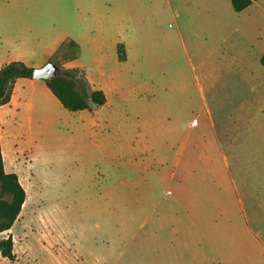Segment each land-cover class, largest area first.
Returning <instances> with one entry per match:
<instances>
[{"label":"rangeland","instance_id":"rangeland-1","mask_svg":"<svg viewBox=\"0 0 264 264\" xmlns=\"http://www.w3.org/2000/svg\"><path fill=\"white\" fill-rule=\"evenodd\" d=\"M24 1L35 6L18 11L21 20L40 24L65 14L76 32L72 0H0V7ZM257 14L209 0L191 26H135L127 63L106 43L99 51L83 39L81 62L123 80L122 95L113 94L103 112H67L42 81L23 87L25 105L11 94L0 106V148L25 201L0 233L11 238L14 261L0 256V264L264 261V69L252 65L264 27L248 32ZM74 55L70 46L63 57ZM42 58L29 60L44 66ZM170 129L199 146L189 155L192 170L172 179ZM219 145L234 169L216 163ZM200 157L211 165L194 164ZM157 161L167 164L161 174Z\"/></svg>","mask_w":264,"mask_h":264},{"label":"crops","instance_id":"crops-1","mask_svg":"<svg viewBox=\"0 0 264 264\" xmlns=\"http://www.w3.org/2000/svg\"><path fill=\"white\" fill-rule=\"evenodd\" d=\"M72 2L74 7L73 17L77 26L76 32H73L72 21L66 18L65 14L58 20L56 18L40 24L31 23L28 16L26 18L27 21L21 20L20 15L22 12L18 11L31 10L35 6V3L31 1L12 4L5 2V5L1 4L0 68L11 62H21L30 68L42 67L41 64L31 63L30 60L42 56V59L48 61L63 43H74L77 47L75 55L72 58L58 59H62L60 66L64 69H79L83 71L90 88L99 90L104 94L106 103L102 107L89 112L91 115L99 111L103 112L106 108L109 109L113 94L118 98L122 95L123 80L117 76L106 75L99 65L92 70L81 62V41L83 39H87L94 44L99 51L102 50L101 44L106 43L109 50L113 49L115 51L116 59L119 63H127L133 53V40L130 35L133 33L135 26L153 25L173 28L191 26V24L201 21L202 17L207 14L209 6V0H72ZM252 8H255L258 17L254 18L252 23H249L248 32H251L257 26L264 27V0L252 2L248 8L239 13H244ZM25 13L27 14V12ZM200 24L203 23L201 22ZM165 35L167 37V47L173 50V32L168 33L166 31ZM118 45L123 47V61L118 60ZM263 55L264 48L253 55V67H256L257 64L261 66L260 58ZM261 68L263 67L261 66ZM27 80L29 79H17L12 90V97L15 95L20 101L24 102V105L25 99H23V96L25 93H23V87L29 83L35 84V82H38L37 80ZM259 83L263 85V82ZM45 90H47L46 87ZM47 92L50 94L48 90ZM168 122L170 123L169 120ZM172 132L176 140L172 145L174 153L170 151L172 154V160L169 163L171 166L169 172L171 179L176 178L178 175L177 171L183 167L186 174L187 169L192 170L193 158L190 156L189 159V155L195 153L198 146L193 143L195 137H190V134L180 135L175 129L174 131L170 129L169 133L172 134ZM237 135L238 138L235 137L234 139L235 147L236 139H239L240 133ZM247 138L246 136L245 139ZM217 148L215 150L217 155L216 163L226 169L233 165L234 169L236 163L230 162L228 157L225 156L223 146L219 145ZM202 154L203 152L200 153V155ZM194 164H199L200 166L203 164L211 165V162L203 161V157H200V160H197ZM165 165L167 164L163 161H157L156 166L158 168L156 172L161 174L162 169L165 171ZM231 183L236 188V175L231 176ZM70 263L72 261L68 257H62L61 259L58 258L55 264ZM91 264H103V260L94 259ZM254 264H264V261Z\"/></svg>","mask_w":264,"mask_h":264},{"label":"trees","instance_id":"trees-1","mask_svg":"<svg viewBox=\"0 0 264 264\" xmlns=\"http://www.w3.org/2000/svg\"><path fill=\"white\" fill-rule=\"evenodd\" d=\"M232 10L239 13L257 0H229ZM77 47L72 42L63 43L56 53L48 60L64 58L68 47ZM119 61L124 60L122 45L117 46ZM260 65L264 68V55L260 58ZM59 75L43 82L50 94L59 102L61 107L69 113L82 111L92 112L106 103L104 94L99 90H92L79 69H64L57 65ZM33 68L21 62H11L0 68V106L9 103L14 82L17 79H32ZM25 201V192L17 176L4 170L0 148V233L11 229L16 221ZM13 244L10 237L0 240V256L8 261H14Z\"/></svg>","mask_w":264,"mask_h":264},{"label":"water","instance_id":"water-1","mask_svg":"<svg viewBox=\"0 0 264 264\" xmlns=\"http://www.w3.org/2000/svg\"><path fill=\"white\" fill-rule=\"evenodd\" d=\"M59 75V69L56 64L48 61L44 66L33 68L32 79L37 81H48Z\"/></svg>","mask_w":264,"mask_h":264}]
</instances>
